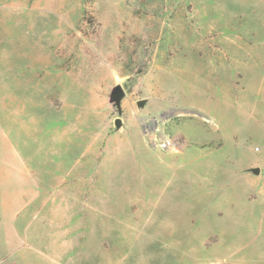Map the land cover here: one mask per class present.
<instances>
[{"label": "rangeland", "instance_id": "rangeland-1", "mask_svg": "<svg viewBox=\"0 0 264 264\" xmlns=\"http://www.w3.org/2000/svg\"><path fill=\"white\" fill-rule=\"evenodd\" d=\"M5 177L3 264H264V0H0Z\"/></svg>", "mask_w": 264, "mask_h": 264}, {"label": "crops", "instance_id": "crops-1", "mask_svg": "<svg viewBox=\"0 0 264 264\" xmlns=\"http://www.w3.org/2000/svg\"><path fill=\"white\" fill-rule=\"evenodd\" d=\"M13 180L9 179L8 177L1 178L0 179V185H3L4 187H7L10 183H12ZM19 182V181H18ZM24 182V181H23ZM4 188L2 189L1 195L3 198L2 203L0 202V264H3L4 261L11 258L15 253V249L18 251L21 249V246L24 243L23 236L21 237V233H25L23 231V227L21 225V232L19 231L18 226V218L19 215L24 211L28 209L29 201H25V205L21 207V210H17L13 212L14 209V199L15 196L11 195L10 191L8 189ZM28 191H22L19 194V198L24 199V197L28 196ZM23 224V222H22ZM25 226V229H28L27 224H23ZM28 231V230H26ZM17 238V240H20L21 242L17 241L15 242L14 239ZM13 259V258H12ZM8 262H6L7 264ZM10 264V263H9ZM11 264H17V262H12Z\"/></svg>", "mask_w": 264, "mask_h": 264}, {"label": "water", "instance_id": "water-1", "mask_svg": "<svg viewBox=\"0 0 264 264\" xmlns=\"http://www.w3.org/2000/svg\"><path fill=\"white\" fill-rule=\"evenodd\" d=\"M124 97H125V90H124L123 86H121V85L116 86L112 92V98H113V100H115L116 106L119 108V110L121 109V102H122ZM144 104H145V101H140L138 103V106L143 107ZM115 124H116V127L119 129L122 126L121 119L120 118L116 119ZM253 172L255 174H258L259 169H253Z\"/></svg>", "mask_w": 264, "mask_h": 264}]
</instances>
